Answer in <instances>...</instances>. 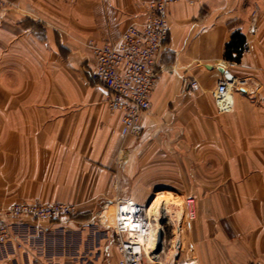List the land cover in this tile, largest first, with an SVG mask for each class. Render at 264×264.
Masks as SVG:
<instances>
[{
    "label": "crops",
    "instance_id": "obj_1",
    "mask_svg": "<svg viewBox=\"0 0 264 264\" xmlns=\"http://www.w3.org/2000/svg\"><path fill=\"white\" fill-rule=\"evenodd\" d=\"M7 1L0 13V206L64 202L78 212L39 234L30 219L14 224L29 237L21 247L0 244V264H64L50 249L56 227L91 225L104 205L145 201L158 188L178 195L154 199L195 198L199 264H264V0L168 6L169 37L138 138L122 135L123 111L108 107L89 43L143 22L151 0ZM236 32L245 38L240 55L235 45L227 50ZM225 79L221 104L216 89ZM177 229L178 255L180 223Z\"/></svg>",
    "mask_w": 264,
    "mask_h": 264
},
{
    "label": "built area",
    "instance_id": "obj_2",
    "mask_svg": "<svg viewBox=\"0 0 264 264\" xmlns=\"http://www.w3.org/2000/svg\"><path fill=\"white\" fill-rule=\"evenodd\" d=\"M178 1L151 0L143 22L131 23L118 38L89 43L95 58L93 76L108 91L106 103L111 110L123 111L121 133L124 137L138 138L143 133L141 118L151 109V95L160 73L159 60L169 37L167 8ZM7 4V0H0V13ZM196 85V80L189 83V87ZM228 92V80H221L216 89L221 104ZM149 200L150 197L145 201L123 198L108 203L114 207L112 223H105L98 213L97 221L114 233L120 254L116 264L190 263L193 257L183 258L181 251L176 257L167 258L175 236L174 224L165 207L159 210L158 221L161 223H157L156 217L149 212ZM194 201L193 196L184 194L179 220L181 227L185 215L190 219L196 217ZM77 208V204L64 202H17L0 207V244L14 241L20 247L25 245L28 233L16 231L14 224L25 226L26 220L30 219L39 234L44 224L69 219ZM160 232L161 249L157 251Z\"/></svg>",
    "mask_w": 264,
    "mask_h": 264
},
{
    "label": "rangeland",
    "instance_id": "obj_3",
    "mask_svg": "<svg viewBox=\"0 0 264 264\" xmlns=\"http://www.w3.org/2000/svg\"><path fill=\"white\" fill-rule=\"evenodd\" d=\"M177 191V190H176ZM159 192H169L173 193V195H178L174 191H171L169 188H158L152 189L149 196L151 199L148 203V206L154 205L155 198L154 195ZM185 195L192 196L189 194L184 193ZM184 197L179 199H175L179 202L178 209L181 212L182 208V200ZM174 200V199H173ZM174 200V201H175ZM195 200V198H194ZM175 201V202H176ZM194 209L196 211V217L194 219H190L187 215L184 216L182 219V227H181V234H182V249L180 252V256L183 258L188 257H197V238L196 233L198 232V227H195V223L198 218L199 209L196 201H194ZM10 205V204H9ZM5 205V206H9ZM0 206V207H5ZM98 210L95 214V221L99 224L97 227L96 223L94 222L91 225H85L83 227L77 225H63L61 227L58 226L54 229L52 236L50 237V249L54 255L61 256L64 264H102L103 260L111 259L112 257L118 256V249L116 247L115 236L111 228L103 226L101 223L97 221L98 213L100 216L104 211ZM78 212V208L75 211V215ZM181 214V213H180ZM73 215L72 217H74ZM72 217L68 220L71 221ZM64 221L67 219H63ZM113 218H110L109 221H105V223H112ZM180 220V219H179ZM179 226V224H178ZM100 227V228H99ZM104 232H108L109 237L107 239H103ZM180 230L175 228V236L172 241V247L170 248V252L180 246ZM171 239V238H170ZM102 240V245L100 241ZM81 243L82 247H80ZM168 253V255H169ZM175 255V254H173ZM168 258V256H167Z\"/></svg>",
    "mask_w": 264,
    "mask_h": 264
},
{
    "label": "bare ground",
    "instance_id": "obj_4",
    "mask_svg": "<svg viewBox=\"0 0 264 264\" xmlns=\"http://www.w3.org/2000/svg\"><path fill=\"white\" fill-rule=\"evenodd\" d=\"M179 202H175L173 200V198H171L170 196H163L161 198L155 199L154 201V205L148 206L149 208V212L154 215L157 219V223H161V221H158V216L160 214V209L162 207H165L168 211V215H169V219L170 221L174 224V233H175V228L177 229L178 224H179V219H180V210L178 209V204ZM113 205L112 204H108L105 208V210H103L104 212L102 213L101 217L102 220L104 221H109L110 218H112V214H113ZM178 251L176 249H174L172 252L169 253L168 257L169 258H174L177 256ZM175 254V255H173ZM190 263L188 264H199L197 258H191L190 259ZM161 262V261H160Z\"/></svg>",
    "mask_w": 264,
    "mask_h": 264
},
{
    "label": "trees",
    "instance_id": "obj_5",
    "mask_svg": "<svg viewBox=\"0 0 264 264\" xmlns=\"http://www.w3.org/2000/svg\"><path fill=\"white\" fill-rule=\"evenodd\" d=\"M238 37V38H237ZM238 40H237V39ZM236 40V41H235ZM244 42H245V38L243 35H241L239 32H236L233 35L232 40L227 44V50L229 51V49H231L234 45L235 48L237 49V52L239 53V55L241 54L243 48H244ZM229 56V55H228Z\"/></svg>",
    "mask_w": 264,
    "mask_h": 264
},
{
    "label": "water",
    "instance_id": "obj_6",
    "mask_svg": "<svg viewBox=\"0 0 264 264\" xmlns=\"http://www.w3.org/2000/svg\"><path fill=\"white\" fill-rule=\"evenodd\" d=\"M221 71H223L222 68H220ZM153 198V196L150 198V200ZM149 200V201H150ZM161 241H162V232L159 233L158 235V242H157V251H159L161 249Z\"/></svg>",
    "mask_w": 264,
    "mask_h": 264
}]
</instances>
